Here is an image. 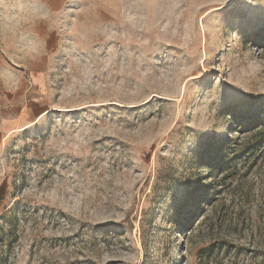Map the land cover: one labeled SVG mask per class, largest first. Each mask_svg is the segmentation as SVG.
Instances as JSON below:
<instances>
[{
  "label": "rangeland",
  "instance_id": "374dc122",
  "mask_svg": "<svg viewBox=\"0 0 264 264\" xmlns=\"http://www.w3.org/2000/svg\"><path fill=\"white\" fill-rule=\"evenodd\" d=\"M0 264H264V0H0Z\"/></svg>",
  "mask_w": 264,
  "mask_h": 264
}]
</instances>
